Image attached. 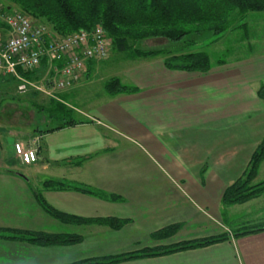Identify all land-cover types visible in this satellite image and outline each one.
Listing matches in <instances>:
<instances>
[{"label": "crops", "instance_id": "obj_1", "mask_svg": "<svg viewBox=\"0 0 264 264\" xmlns=\"http://www.w3.org/2000/svg\"><path fill=\"white\" fill-rule=\"evenodd\" d=\"M120 74L136 91H104L89 111H80L83 120L36 126L31 140L17 133L0 139V228L81 238L48 246L0 238V264H69L224 232L230 238L223 242L117 264H264V230L232 236L233 228L250 220L221 202L264 136V99L256 93L264 84V50L213 63L205 73L169 69L156 56L132 59ZM14 140L29 141L37 160L6 158L14 153ZM49 179L120 200L44 186ZM37 196L66 215L124 223L111 228L58 220ZM173 224H179L174 235L151 239Z\"/></svg>", "mask_w": 264, "mask_h": 264}, {"label": "trees", "instance_id": "obj_2", "mask_svg": "<svg viewBox=\"0 0 264 264\" xmlns=\"http://www.w3.org/2000/svg\"><path fill=\"white\" fill-rule=\"evenodd\" d=\"M35 20L49 24L54 34L63 36L79 30H90L100 23L112 41L117 52L131 51L138 58L163 57L169 69L205 73L212 68L209 55L204 51L173 52L169 50H141L133 48L131 42L149 38H163L170 42L194 43L195 39L212 35L218 39L230 29L245 27L244 18L251 12H264V0H9ZM3 8L1 12H11ZM235 22V26L232 24ZM224 60H218L217 64ZM59 65V63L57 64ZM33 78V72H21ZM109 95L136 91L131 85L123 84L112 77L104 83ZM257 96L264 99V84L257 89ZM61 96V95H60ZM53 99L50 106L34 104L35 108L50 119H63L60 125L75 121L66 113L71 109L63 98ZM63 97V95H62ZM60 127V126H58ZM54 128H52L53 130ZM48 129L46 131H49ZM264 160V136L253 150L243 173L224 190L221 202L225 206L243 203L264 193V179L255 181L259 167ZM80 161V160H78ZM77 161V163H79ZM44 186L53 189H73L108 200H120L112 194H105L84 184L63 180H45ZM37 201L41 208L55 219L76 223H96L119 228L124 220L116 218L85 219L66 215L50 207L40 196ZM179 224L164 227L153 232L154 240H165L176 233ZM264 230L262 226H244L232 229V236L239 237ZM0 238L19 240L40 246L73 244L81 240L75 234L49 233L43 231L0 228ZM228 233L208 237L158 244L134 251L92 257L69 264H117L124 261L167 255L178 251L208 246L228 240Z\"/></svg>", "mask_w": 264, "mask_h": 264}, {"label": "rangeland", "instance_id": "obj_3", "mask_svg": "<svg viewBox=\"0 0 264 264\" xmlns=\"http://www.w3.org/2000/svg\"><path fill=\"white\" fill-rule=\"evenodd\" d=\"M2 5L3 8L4 6L11 7V10L23 13L33 22L41 23L40 19H33L28 13L23 12L15 3L9 0H0V7ZM244 22L246 23L245 27L232 28L218 39H215L212 35H207L195 39L194 43L183 44V42H170L163 38H149L135 40L131 42V45L133 48L141 50L162 49L179 53L204 51L209 55L212 64H215L218 60L226 61L230 58L247 55L251 51L255 53L264 50V12L248 13L244 18ZM41 24L44 25L48 32L54 34L49 24ZM234 24L235 22L232 25L235 26L236 24ZM132 59L140 58L133 56L131 51L117 52L111 45L109 54L105 59L88 61L86 70L81 77L66 89H58L54 86L53 79H51L52 72L48 66L43 64L34 70L33 78H28L35 87L29 88L28 91L22 94L17 92L16 86L18 82L14 77L0 73V139L2 140L12 134L14 136L17 133L18 136L31 140L28 134L32 132V128L36 126L43 127L45 124L58 125L67 121L63 119H47V116L39 112L34 106V104L50 106V101L60 99V95L67 107L71 109L70 113H66L67 118L71 117L74 121L83 120L84 117L80 111H89L94 99H97V95L104 92V83L108 79L117 77L126 82L120 73L125 65L132 62ZM108 64L110 65L107 66ZM76 87H78V90L75 92ZM11 138L14 139V137ZM28 142H25V146H27L26 143ZM12 143L14 146L17 142L14 140ZM11 154H7L6 158L14 162L19 161L13 152ZM263 177L264 175L259 178V181ZM255 181L257 180L255 179ZM232 205L233 207L229 209L232 212L231 214L237 215V218L246 221L250 220L241 227L249 225L262 226L264 224V193L243 203Z\"/></svg>", "mask_w": 264, "mask_h": 264}, {"label": "built area", "instance_id": "obj_4", "mask_svg": "<svg viewBox=\"0 0 264 264\" xmlns=\"http://www.w3.org/2000/svg\"><path fill=\"white\" fill-rule=\"evenodd\" d=\"M1 11L0 7V73L17 80L18 93L35 87L19 70L34 72L45 64L52 72L54 86L66 89L81 77L88 61L105 59L109 54L112 41L100 24L59 36L19 11ZM13 150L23 164L37 160L34 147L17 142Z\"/></svg>", "mask_w": 264, "mask_h": 264}]
</instances>
